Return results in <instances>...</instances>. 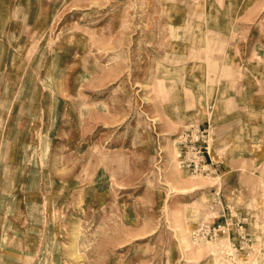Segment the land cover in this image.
<instances>
[{"label": "rangeland", "instance_id": "rangeland-1", "mask_svg": "<svg viewBox=\"0 0 264 264\" xmlns=\"http://www.w3.org/2000/svg\"><path fill=\"white\" fill-rule=\"evenodd\" d=\"M99 1L60 0L64 13L53 24L44 23L60 51H74L75 41L69 35L75 34L77 63L69 68V74L78 77L74 93L77 116L86 108L100 109L84 100L89 98L84 86L100 87L103 83L97 77L90 81L81 65L88 52L84 43L94 48L101 45L103 30L86 29L88 20L84 18L85 11L98 9ZM159 1L108 0V7L112 13L121 8L136 14L140 11V29L131 16L125 24L130 35H145L158 27L165 29L167 16L174 22L181 15L179 7ZM263 5L264 0L254 2L252 12ZM173 38L170 47L179 45V37ZM160 46L168 48L169 42ZM91 53L99 58L102 54ZM198 53L193 52V57L198 58ZM138 57L146 63L144 56ZM197 70L189 68L188 75L200 74ZM220 70L215 68L219 76ZM44 85L49 89L55 86ZM22 86L31 103L35 84ZM123 90L125 98L111 99V105H130L134 97L144 98L141 88L133 90L130 83ZM145 105L141 100L134 104L141 109ZM27 106L25 118L31 123L35 113L30 111L31 104ZM212 110V105L206 107L207 115ZM95 118L94 126L101 119ZM164 132L171 135L169 144L155 147L145 141L124 153L128 162L121 161L118 149L95 142L92 147L61 148L57 160L49 137L42 138L39 132H0L10 136L13 144L0 148L10 159L5 172L0 173V223L5 224L2 232L8 234L0 242V264H264V258L258 257L264 249L263 236L251 234L242 198L228 197L223 190L221 176L228 167L215 149L210 122L200 116L188 118ZM19 142L27 146H19ZM133 156L137 158L133 160ZM3 219H8L7 223Z\"/></svg>", "mask_w": 264, "mask_h": 264}, {"label": "crops", "instance_id": "crops-1", "mask_svg": "<svg viewBox=\"0 0 264 264\" xmlns=\"http://www.w3.org/2000/svg\"><path fill=\"white\" fill-rule=\"evenodd\" d=\"M99 2L97 10L85 11L84 18L88 20L86 29L103 30L101 45L94 48L84 43L88 52L81 65L90 81L97 77L103 83L84 86V94L89 96L84 100L100 109L86 108L77 116L74 93L78 77L69 74L77 63L75 34L69 35L75 41L74 51L63 52L59 43L52 44L44 27L64 13L60 0H0V132H39L42 138L49 137L54 153L65 147H92L95 142L118 149L121 161L128 162L124 153L131 148L145 141L155 147L169 144L166 127L200 116L213 126L215 149L228 167L221 176L223 190L228 197L242 198L251 234L256 237L258 232L264 240V17L259 18L264 5L253 13L251 5L258 0H162L179 7L181 15L174 22L167 16L165 29L148 30L145 36L130 35L125 24L131 16L140 29V11L136 14L121 8L112 13L108 0ZM174 36L179 37V45L170 47ZM165 42H169L168 48L160 46ZM93 51L102 52L101 57L92 56ZM193 52L201 53L194 58ZM139 54L146 63L135 58ZM217 66L220 76L215 73ZM193 67L200 74L189 76ZM93 68L97 70L92 72ZM29 82L35 84L31 103L22 86ZM45 83L55 86L49 89ZM128 83L133 90L141 88L144 98L134 97L130 105H111V99L125 98L123 86ZM140 100L146 104L143 109L134 106ZM28 104L35 113L31 123L25 118ZM209 105L213 110L207 115ZM95 117L101 119L94 126ZM80 130L84 133H77ZM10 138L0 134V148L12 147ZM6 153L0 149V173L10 162ZM196 195L198 200L199 193ZM3 226L0 223V242L8 235L2 232ZM258 257L264 258V249Z\"/></svg>", "mask_w": 264, "mask_h": 264}]
</instances>
